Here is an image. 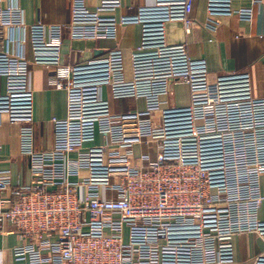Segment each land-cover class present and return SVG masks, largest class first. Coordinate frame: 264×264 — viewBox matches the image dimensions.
Masks as SVG:
<instances>
[{
  "label": "built area",
  "instance_id": "built-area-1",
  "mask_svg": "<svg viewBox=\"0 0 264 264\" xmlns=\"http://www.w3.org/2000/svg\"><path fill=\"white\" fill-rule=\"evenodd\" d=\"M193 5L155 0L116 19L104 14L119 10L121 0H97L94 10L86 0H70L64 27L71 39L115 40L120 26L142 27L130 80L116 48L108 51L104 79L77 83L81 67L58 60L64 27H28L35 62L49 71L48 85L66 93V116L52 120L47 151H35L33 127L20 128L28 185L12 186L8 172L0 171V234L19 241L11 264H239L234 238L260 231L264 97L253 95L249 74L210 81L206 61L191 58L187 43H166L167 22H180L190 35ZM235 14L250 22L253 10ZM219 24L208 16L204 27L215 33ZM24 27L21 9L0 0V115L10 112L12 95L28 91V61L4 49L6 32ZM103 83L113 99L144 101L127 126L111 113ZM176 83L188 87L187 106L167 102ZM135 146L147 150L143 166L132 162Z\"/></svg>",
  "mask_w": 264,
  "mask_h": 264
},
{
  "label": "crops",
  "instance_id": "crops-1",
  "mask_svg": "<svg viewBox=\"0 0 264 264\" xmlns=\"http://www.w3.org/2000/svg\"><path fill=\"white\" fill-rule=\"evenodd\" d=\"M154 3L155 0H121L119 10L104 16L116 19L131 16L138 8ZM11 4L21 9L25 27L6 32L4 49L28 61V91L12 95L10 112L0 115V171L8 172L12 186H24L31 182V173L29 159L20 151V128L33 127L35 151H47L53 146L52 120H62L66 116V93L48 85L49 71L41 62H35L28 27L36 22L46 27H64L70 18V0H11ZM86 5L94 10L97 0H86ZM239 9H252V20L241 21L235 14ZM208 16L220 23L215 33L204 27ZM192 17L196 25L190 35H186L180 22H167L164 26L166 43H187L191 58L206 61L210 81L220 75L249 74L253 95L264 97V2L255 5L251 0H194ZM141 35L142 27L134 23L120 26L115 40H75L64 27L58 60L62 66L81 67L76 81L89 84L104 79L108 51L118 48L123 57L124 77L130 80L131 55L139 47ZM102 89L111 113L120 116L122 125L127 126L144 110L143 100L113 99L108 85L103 83ZM4 92L5 80L0 79V94ZM167 102L173 107L187 106L188 87L173 84ZM101 142L97 135L95 144ZM143 153H147L145 148L134 147L132 162L136 166H143L140 160ZM148 154L150 159L155 158L154 146ZM259 181V190L264 196V175ZM257 217L260 222L258 234H241L234 238L235 259L239 264H264V203ZM18 244L15 235L0 234V264H11V250Z\"/></svg>",
  "mask_w": 264,
  "mask_h": 264
}]
</instances>
